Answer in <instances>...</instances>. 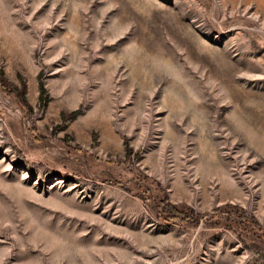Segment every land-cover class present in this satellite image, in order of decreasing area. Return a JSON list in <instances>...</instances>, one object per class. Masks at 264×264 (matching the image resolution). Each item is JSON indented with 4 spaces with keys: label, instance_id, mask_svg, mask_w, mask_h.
Returning <instances> with one entry per match:
<instances>
[{
    "label": "rangeland",
    "instance_id": "374dc122",
    "mask_svg": "<svg viewBox=\"0 0 264 264\" xmlns=\"http://www.w3.org/2000/svg\"><path fill=\"white\" fill-rule=\"evenodd\" d=\"M0 264H264V0H0Z\"/></svg>",
    "mask_w": 264,
    "mask_h": 264
},
{
    "label": "trees",
    "instance_id": "16d2710c",
    "mask_svg": "<svg viewBox=\"0 0 264 264\" xmlns=\"http://www.w3.org/2000/svg\"><path fill=\"white\" fill-rule=\"evenodd\" d=\"M164 210L165 211H169L170 213H172L173 217L179 216L178 213L179 211L172 205H165L164 206Z\"/></svg>",
    "mask_w": 264,
    "mask_h": 264
}]
</instances>
